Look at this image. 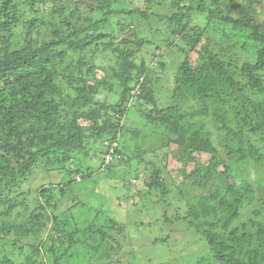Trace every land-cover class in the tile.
Segmentation results:
<instances>
[{
  "label": "trees",
  "instance_id": "1",
  "mask_svg": "<svg viewBox=\"0 0 264 264\" xmlns=\"http://www.w3.org/2000/svg\"><path fill=\"white\" fill-rule=\"evenodd\" d=\"M156 2L170 13L152 11ZM152 15L166 24L165 45L155 40L162 31L150 34ZM43 26L54 37L35 44ZM17 30L24 41L12 44ZM171 45L183 59L168 78L162 59L173 61L172 52L157 51ZM102 60L114 70L109 79L94 75L106 68ZM110 80L121 87L115 101ZM142 104L149 113L133 110ZM125 114L162 128L159 149H174L159 158L174 168L143 158L140 142L159 134L124 126ZM81 151L99 166L109 155L104 172L77 165L68 176ZM263 161L264 0H0V240L13 234L17 250H28L19 264H79L70 261L75 250H84L83 263L91 257L87 264H110L118 249L130 256L135 247L124 246L125 229L112 219L108 227L95 219L79 225L72 214V228L50 210L55 189L82 205L74 186L122 164L135 179L123 186L153 197L162 227L181 223L197 237L192 249L203 253L193 264H264V198L239 170ZM56 167L66 172L61 187L52 179L38 189L37 174L47 180ZM256 202L252 217L235 224L242 206ZM0 264H15L6 249Z\"/></svg>",
  "mask_w": 264,
  "mask_h": 264
},
{
  "label": "rangeland",
  "instance_id": "2",
  "mask_svg": "<svg viewBox=\"0 0 264 264\" xmlns=\"http://www.w3.org/2000/svg\"><path fill=\"white\" fill-rule=\"evenodd\" d=\"M130 3V2H129ZM133 4V3H132ZM136 4V3H134ZM130 6V5H129ZM131 8V6H130ZM152 11L158 12L157 14H169L170 8L167 3L157 4L155 3L154 7L152 8ZM135 17V16H134ZM158 18V17H157ZM156 17H152L151 19V28L152 31L150 34H152L153 31H162L161 35L156 37L155 40L159 41V43H162L165 45L167 41H170L169 39H166L168 34H166L164 31L166 29L165 23L158 22V19ZM40 30V35L36 36L34 43L39 44L43 42H48L51 40L54 35L51 30H48L46 26L36 28ZM168 33V32H167ZM120 36L119 38H115L114 41L118 42L120 41V38L123 37ZM12 44H15L16 42H22L24 41L23 35L19 33L17 30L16 36L12 37ZM23 40V41H22ZM105 42H100L98 44V47L103 46ZM95 48V46H92L89 48L92 50ZM173 45L169 47V49L164 48L161 50H158L157 53H161L164 50H169L172 52V59L164 58L162 59L166 63V72L164 73L165 76L168 75V78L171 77V75L174 73V67L176 65L175 61H181L183 59V53L180 52V50L173 49ZM173 50V51H172ZM109 52V51H108ZM142 53V51H141ZM156 54V52H155ZM139 55V54H138ZM140 56V55H139ZM177 56V57H176ZM190 56V55H189ZM188 56V57H189ZM197 56L196 53L191 54L190 59L194 60V58ZM149 60V59H147ZM171 61V62H170ZM151 63V62H150ZM101 66L106 67L107 63H104L103 60L101 62ZM86 69V68H85ZM107 70V72H106ZM112 67L108 66L106 68H100L97 67L94 70L95 77L102 78V79H109L108 72L110 75L112 74ZM84 73V71H83ZM92 75L91 73H89ZM172 78V77H171ZM114 83V87L112 88V91L109 95H111V101H115L117 99V96L121 92V87H119V84L117 81L110 80ZM90 84H94L91 82ZM109 98V97H108ZM110 99V98H109ZM157 104L159 107H162L165 105V98L161 96V94L158 95ZM140 110L143 113H149L152 109L151 105L148 104H142L139 106V108H133V110ZM132 113H134L132 111ZM138 113V112H137ZM139 115V113H138ZM125 117L123 125L127 126L128 128H144L147 131H154L155 128L158 132V136H153L151 134L150 138L141 141L140 142V150H147L143 154V158L147 160H152L153 162H156V164L166 169V171H170L174 164H171L167 162L168 160H162L161 156L162 152L169 151L170 147L174 149L171 145L167 147H163L162 149H159V144L161 140L163 141V144H165L163 140L164 133L162 132V128L153 127L152 124H147L146 126L143 125V123L138 121V117L131 114L130 118H127L126 114L123 116ZM213 132V129H211ZM161 139V140H160ZM165 139V137H164ZM128 147V144H127ZM96 148V147H94ZM130 149V148H128ZM154 150V152H152ZM161 150V151H160ZM92 152V151H91ZM170 154V153H169ZM98 155V154H95ZM73 157L71 162H69L68 167L71 170V173L68 172V176H73L75 171V166L79 165L82 171H86V168L88 169L93 168L95 171H97L99 167V160L93 159L87 157V155L81 151L77 153ZM97 157V156H96ZM171 167V168H170ZM242 169H239L240 171L245 169L243 173L245 174V179L249 180L254 187L257 190L258 197L264 198V161L259 163V165L249 164L248 162L245 164H242ZM175 170V169H173ZM73 172V173H72ZM104 172V171H101ZM130 168H128L126 165H119L114 166L112 170H110L106 174H95L92 178H90L86 182L80 183L81 186H74L75 189H78V197L81 199L83 204L81 205L80 202L76 204V202H73L72 200L69 202H66L65 198L68 197L69 193L63 196H60V193L54 190V193L52 194V202L55 203V209H50L53 213H55L57 216H59L61 219L65 218L67 219L68 223L72 224V228L77 227V223L80 225V222H85L86 220L91 221V219H95L97 224H105L106 227L111 223L113 224L112 220L120 226V228L125 229L124 235H127V238L125 236V242L124 246L133 245L135 248L134 251H131V255L127 256V253L125 251L119 250L116 252H113V257L110 259V264H193L195 261H197L200 258V254L203 252L196 251V248L193 250L192 248L194 245H197L199 243V240L194 235L192 230L188 227L185 229L184 225H181V223L162 227L159 223L160 221V215H163V211L161 208H159L153 200L152 196H146L147 191L139 192L142 194L139 195L135 191L134 186H123L122 182L127 178L128 181L133 182L135 180L130 174ZM179 173V172H178ZM66 175V172L63 170H60V173L57 170V167L54 168L52 172L46 175L48 177L47 180H43L44 172H39L37 174L40 175V177L37 179L39 181H36V187L38 189L42 187H49V181L54 179L53 184L57 185V189H59L61 186L60 178ZM72 174V175H71ZM41 179L44 181H41ZM99 179V182L96 180ZM68 179H66L67 181ZM78 180V179H77ZM181 180V177H176L175 182H179ZM96 181L97 183H95ZM63 184V183H62ZM144 184V183H143ZM130 187V188H128ZM93 192V194H91ZM198 191H196L197 193ZM60 199V200H59ZM193 200H191L192 202ZM174 205V209H181L176 207H183V204L180 203V200L176 203L172 201ZM259 207V203L256 202V204H244L240 210L239 217L235 220V224L241 223L248 219L249 217H252V212L255 208ZM167 208V207H166ZM88 209H92V211H89ZM93 209H98L99 215L96 216ZM173 207L167 208L166 211H174ZM262 209V216L260 217V220L264 222V210ZM106 212L105 216L104 213ZM175 212V211H174ZM74 215L76 221L71 219L70 215ZM112 219V220H111ZM137 223H140L141 225H137ZM90 223V222H89ZM120 223V224H119ZM74 224V225H73ZM48 225V224H47ZM123 225V226H122ZM144 225V226H142ZM147 225H149L152 230L147 232L146 229ZM117 226V225H116ZM146 226V227H145ZM78 228V227H77ZM119 236V235H118ZM155 236L159 237H167L168 239L163 242L154 243L152 239H154ZM13 238H16L13 234L7 235L6 242H3L0 240V255H2V250L6 249L9 255L15 260V264H19V262L22 260V256L27 253V249L23 251H18L16 246L17 244H12ZM21 239L16 241H21ZM128 240V241H127ZM26 240H24L25 242ZM196 243V244H195ZM29 245V244H24ZM106 249V245L104 247V250ZM125 249V248H123ZM189 249V250H188ZM126 250V249H125ZM84 250H80V253H82ZM203 251V250H201ZM79 251L75 250L72 259L70 260L71 263H79V264H87L89 263L90 259H86L85 263L84 260L86 257H83ZM189 257L184 258V256Z\"/></svg>",
  "mask_w": 264,
  "mask_h": 264
},
{
  "label": "clouds",
  "instance_id": "3",
  "mask_svg": "<svg viewBox=\"0 0 264 264\" xmlns=\"http://www.w3.org/2000/svg\"><path fill=\"white\" fill-rule=\"evenodd\" d=\"M108 165V162H105V159H104V163H102V165H100L97 169V172L99 171H104V169L106 168V166ZM76 179H79L78 177H76Z\"/></svg>",
  "mask_w": 264,
  "mask_h": 264
},
{
  "label": "built area",
  "instance_id": "4",
  "mask_svg": "<svg viewBox=\"0 0 264 264\" xmlns=\"http://www.w3.org/2000/svg\"><path fill=\"white\" fill-rule=\"evenodd\" d=\"M109 159H110V156L107 155V156L105 157V162H109Z\"/></svg>",
  "mask_w": 264,
  "mask_h": 264
},
{
  "label": "bare ground",
  "instance_id": "5",
  "mask_svg": "<svg viewBox=\"0 0 264 264\" xmlns=\"http://www.w3.org/2000/svg\"><path fill=\"white\" fill-rule=\"evenodd\" d=\"M133 100V99H132ZM120 224V223H119ZM41 226V225H40ZM102 227H104V226H102ZM41 229V228H40ZM29 232V231H28ZM33 235V234H32ZM96 236V235H95ZM61 237V236H60ZM69 237V236H68ZM67 237V238H68ZM63 238V237H62ZM42 239V238H41ZM69 239V238H68ZM115 244V243H114ZM67 248H69V247H67ZM34 255H35V253H33ZM52 261V260H51Z\"/></svg>",
  "mask_w": 264,
  "mask_h": 264
}]
</instances>
